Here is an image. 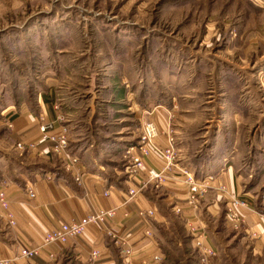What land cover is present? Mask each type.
<instances>
[{
  "label": "rangeland",
  "instance_id": "1",
  "mask_svg": "<svg viewBox=\"0 0 264 264\" xmlns=\"http://www.w3.org/2000/svg\"><path fill=\"white\" fill-rule=\"evenodd\" d=\"M45 97L59 109L69 100L80 131L62 148L74 164L90 143L120 142L99 154L118 185L133 178L155 108L199 142L230 141L242 189L222 193L220 233L200 242L180 229L167 263L264 264L261 235L229 205L264 219V0H0V155L19 160L32 147L12 138L11 121Z\"/></svg>",
  "mask_w": 264,
  "mask_h": 264
},
{
  "label": "crops",
  "instance_id": "2",
  "mask_svg": "<svg viewBox=\"0 0 264 264\" xmlns=\"http://www.w3.org/2000/svg\"><path fill=\"white\" fill-rule=\"evenodd\" d=\"M121 93L116 96L121 97ZM60 99V109L52 106L50 97H45L36 108L22 105L12 118V138L31 143L32 147L19 160L0 155V189L9 197L16 217L14 227L0 219V259H9L13 264H121L122 249L129 248L133 264H141L152 255L161 256L157 264H168V244L171 246L172 238H179L180 229L190 231L200 242H205V238L212 241L213 235L220 233L226 202L218 183L223 182L235 194L242 189V177L238 174L241 157L236 146L227 140L199 142L203 134L193 135L180 119L173 124V118L167 119L165 110L155 108L150 120L155 122L158 135L149 146L150 153L144 163L147 167L161 168L164 160L157 150L172 139L173 174L161 184H155L145 180L142 169L137 178L128 182V187L124 181L118 185L113 178L116 170L107 163L111 159L99 154L103 149L116 150L120 142L106 140V145L95 147L90 143L80 153L79 164L69 159L65 147L54 151L59 138L69 139L70 144L72 135L80 131L71 118L69 100ZM48 123L49 127L42 132L40 126ZM80 135L79 140L88 136L82 132ZM219 137L222 138L221 133ZM227 149H231V154ZM254 158L258 164L260 158ZM187 176L198 181L207 176L212 178L206 193L195 205L188 203ZM27 188L33 190L34 198L27 196ZM129 188L135 189L132 196L126 193ZM229 205L253 223L264 244V219L254 215L251 209L235 203ZM100 207L115 209L113 223H91L80 237L66 244L51 242L33 258L22 256V245H41L45 232L55 224L79 219ZM150 211L152 214H148ZM192 240L195 245L196 240ZM94 249L99 252L96 257L91 256Z\"/></svg>",
  "mask_w": 264,
  "mask_h": 264
},
{
  "label": "built area",
  "instance_id": "3",
  "mask_svg": "<svg viewBox=\"0 0 264 264\" xmlns=\"http://www.w3.org/2000/svg\"><path fill=\"white\" fill-rule=\"evenodd\" d=\"M40 130H45V125L40 126ZM158 135L157 126L154 121L149 120L146 122L141 129V144L133 154V162L135 165V171L133 178L138 174L139 170H145V180L154 182L155 184H161L168 176L173 174V163L175 159L174 148L172 146V139H169V144L165 147L158 148V154L163 158L164 165L161 168L154 166L147 167L144 163V158L150 153L149 146L152 145L154 138ZM59 147H63L66 141L63 138H59ZM73 161V160H72ZM212 180L210 176L203 178L202 180H196L192 176H187L185 181L188 187V203L195 205L200 197L206 193L208 183ZM219 190L223 193L226 190V185L222 182L218 183ZM128 196H132L135 193V189H127ZM27 196L31 199L34 198V192L32 189L27 188ZM107 195L108 191H104ZM152 214V211L148 212ZM231 214V213H230ZM229 214V215H230ZM116 216L114 208H98L90 213L85 214L79 219H72L67 222H61L55 224L52 228L47 230L43 236V243L39 246H31L24 244L21 246V254L25 258H33L40 254L42 247L51 242H59L66 244L72 239L80 237L86 230V227L91 223L100 224H111ZM231 217L235 220L236 216L231 214ZM0 218L6 220V222L14 227L16 226V217L14 212L11 210V202L5 192L0 189ZM121 254L123 257L124 264H133L132 257L133 253L129 248H123ZM98 255L97 250L92 251V256ZM161 256L152 255L150 258L143 259L141 264H157L160 262ZM9 259H0V264H11ZM13 264V263H12Z\"/></svg>",
  "mask_w": 264,
  "mask_h": 264
}]
</instances>
